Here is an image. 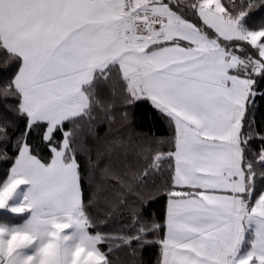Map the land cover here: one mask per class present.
I'll return each instance as SVG.
<instances>
[{
    "label": "snow or ice",
    "instance_id": "1",
    "mask_svg": "<svg viewBox=\"0 0 264 264\" xmlns=\"http://www.w3.org/2000/svg\"><path fill=\"white\" fill-rule=\"evenodd\" d=\"M262 104L264 0H0V264H264Z\"/></svg>",
    "mask_w": 264,
    "mask_h": 264
},
{
    "label": "trees",
    "instance_id": "2",
    "mask_svg": "<svg viewBox=\"0 0 264 264\" xmlns=\"http://www.w3.org/2000/svg\"><path fill=\"white\" fill-rule=\"evenodd\" d=\"M256 119L258 122L264 120V104H262L261 107L257 110ZM132 126L135 127L138 131L148 132L149 130H151V133H154L158 136H171V129L169 128L167 121L158 113L150 110L147 105L142 106L139 110L132 114ZM107 128L108 125L106 123L100 124L98 126L97 131L100 137H104ZM163 150L167 151V146H165ZM5 168L6 165L0 163V180L4 178ZM165 208L166 201L164 198H160L156 202H154L150 208L145 209L144 216L145 218H148L149 213H151L152 218L159 220L164 216ZM25 219L26 216H18L8 211H0V223L3 224L17 225L22 223ZM126 222V220H114L111 224L105 226L102 231L106 233H115L121 227V224ZM158 254V247H154L144 251L142 256L145 264H148V261H151L152 264H155V259ZM119 255L122 259H131V257L127 255V249H122L119 252Z\"/></svg>",
    "mask_w": 264,
    "mask_h": 264
},
{
    "label": "crops",
    "instance_id": "3",
    "mask_svg": "<svg viewBox=\"0 0 264 264\" xmlns=\"http://www.w3.org/2000/svg\"><path fill=\"white\" fill-rule=\"evenodd\" d=\"M22 199V195L18 194L16 199L12 202V203H19V201ZM0 211H6V210H0ZM9 212V211H8ZM23 223V222H22ZM20 223V224H22ZM20 224H17V225H20ZM10 226V225H9Z\"/></svg>",
    "mask_w": 264,
    "mask_h": 264
},
{
    "label": "clouds",
    "instance_id": "4",
    "mask_svg": "<svg viewBox=\"0 0 264 264\" xmlns=\"http://www.w3.org/2000/svg\"><path fill=\"white\" fill-rule=\"evenodd\" d=\"M10 226H14V225H10Z\"/></svg>",
    "mask_w": 264,
    "mask_h": 264
}]
</instances>
